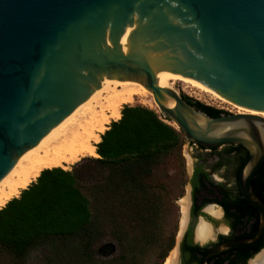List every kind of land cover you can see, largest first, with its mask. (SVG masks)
<instances>
[{
  "label": "water",
  "instance_id": "obj_1",
  "mask_svg": "<svg viewBox=\"0 0 264 264\" xmlns=\"http://www.w3.org/2000/svg\"><path fill=\"white\" fill-rule=\"evenodd\" d=\"M157 72L264 113V0H0V185L102 86L132 81L189 146L248 153L237 184L258 213L257 231L209 247L199 264L253 248L264 241V201L251 185L264 161V118H211L163 88Z\"/></svg>",
  "mask_w": 264,
  "mask_h": 264
},
{
  "label": "trees",
  "instance_id": "obj_2",
  "mask_svg": "<svg viewBox=\"0 0 264 264\" xmlns=\"http://www.w3.org/2000/svg\"><path fill=\"white\" fill-rule=\"evenodd\" d=\"M181 98L211 118L229 114L186 95ZM120 113L101 135L98 157L82 158L70 170H42L0 209V264H163L175 243V227L166 222L174 199L168 170H184L185 139L149 107L124 105ZM209 151L220 158L215 170L233 159L237 183L246 150ZM190 182L194 193L211 183L203 165L196 163ZM183 184L175 186L182 189ZM251 185L264 198V161ZM237 202L244 216L247 202ZM257 228L258 220L247 236L253 237ZM262 247L263 241L242 263ZM223 259L213 264H223Z\"/></svg>",
  "mask_w": 264,
  "mask_h": 264
},
{
  "label": "bare ground",
  "instance_id": "obj_3",
  "mask_svg": "<svg viewBox=\"0 0 264 264\" xmlns=\"http://www.w3.org/2000/svg\"><path fill=\"white\" fill-rule=\"evenodd\" d=\"M155 77L163 88H172L174 84L181 82L239 108L240 110L235 113L264 118V113L238 107L187 77L168 72H157ZM138 100L156 111L152 94L139 83L117 81L102 86L16 161L8 178L0 185V209L11 199L18 197L20 191L35 181L42 170L53 168L65 170L82 158L98 157L96 145L100 142L101 135L112 121L121 118L120 111L124 105H132ZM184 208L186 214L187 208L186 206ZM184 228L183 224L179 237ZM198 234L203 239H208L213 233L211 228L204 224L198 228ZM175 254L176 257L167 259L165 264H175L176 250ZM248 264H264V248Z\"/></svg>",
  "mask_w": 264,
  "mask_h": 264
},
{
  "label": "flooded vegetation",
  "instance_id": "obj_4",
  "mask_svg": "<svg viewBox=\"0 0 264 264\" xmlns=\"http://www.w3.org/2000/svg\"><path fill=\"white\" fill-rule=\"evenodd\" d=\"M205 156L201 157L200 155V160L197 158L193 167L192 175L189 179L190 199H188V201L186 200V203H184L187 208L186 214H184L185 222L183 223L185 228L180 235L178 247L179 255L178 259L175 258V264H199L201 256L209 247L226 240L251 238L248 237L247 234L251 233L254 222L258 220V213L256 209L242 197L236 181L233 185H231V183H223V181H218L213 178V174L219 173L223 170H229V165L221 166L215 170L214 168L220 162V158L213 154H207ZM203 158L206 160L205 162L203 161ZM208 158L214 159V165L208 164ZM196 163L203 165V169L206 173H208L211 183L206 182L205 189H201L197 193H194L190 180L193 177ZM238 191L240 194H238ZM238 198H243L247 202L246 210L242 211L245 213L244 216H240L241 211L237 207ZM260 198L264 201L263 197ZM205 209H207V211H205ZM198 221L200 222L198 223ZM204 224L211 228L213 233L208 239H203V237L198 234V228ZM219 226H222L220 230ZM214 236L215 240L211 241L210 239ZM194 246H198L200 248L205 247V249L202 252H199L197 250H193ZM251 252L252 248L236 249L230 251L229 254H222L220 257L208 262V264H213L214 261L219 260L220 258H224L223 264H227L230 260L236 261L239 264H247V262L255 254L248 258L244 263L242 262L245 256Z\"/></svg>",
  "mask_w": 264,
  "mask_h": 264
},
{
  "label": "rangeland",
  "instance_id": "obj_5",
  "mask_svg": "<svg viewBox=\"0 0 264 264\" xmlns=\"http://www.w3.org/2000/svg\"><path fill=\"white\" fill-rule=\"evenodd\" d=\"M173 90L178 92L180 95H186L194 100H197L198 102L202 103L203 105H208L210 107H213L218 110L225 111L227 113H235L238 111L239 108H236L233 105H230L228 103H225L217 98H215L213 95L203 93L199 89L193 88L189 85H186L184 83H176L172 87ZM133 106L136 105H142L144 104L140 103V100L136 101V103L132 104ZM147 107V106H145ZM240 110V109H239ZM167 124L171 125L169 122L165 121ZM173 126V125H172ZM174 127V126H173ZM175 128V127H174ZM177 130V128H175ZM222 149L218 150L221 151ZM209 150H201L197 147L189 146L188 143L184 142L181 155L183 158V164H184V170L181 171L179 169H176L175 167L171 166V168L168 170L169 177H170V183L172 182L174 184V187H171L170 192L172 197L174 198L172 201V204L169 206L166 222L169 224L170 228L175 227V243L172 250L169 252L167 258L164 260L163 264L166 263L167 259L174 258L175 257V250L177 252V256L179 255L178 247L180 242L179 234L181 233V228L184 223V203L188 199H190V187H189V179L193 172V167L195 162L197 161L198 155L201 157L209 154ZM96 158V157H94ZM206 158V156H205ZM215 161L212 158H208V164L214 165ZM71 167V166H70ZM70 167L65 170H70ZM229 170H223L219 173L213 174V178L217 179L218 181H223V183H231L233 185L235 183V166L234 161L231 159V164H229ZM184 183L182 189H179V186H175V184ZM169 183V184H170ZM175 195H181L179 198L175 197ZM172 205V206H171ZM207 211V209H205ZM208 213V212H207ZM200 221H198L199 223ZM197 223V225H198ZM197 227V226H196ZM222 228V226H219V230ZM211 241L215 240V236L210 239ZM34 263V262H33Z\"/></svg>",
  "mask_w": 264,
  "mask_h": 264
}]
</instances>
